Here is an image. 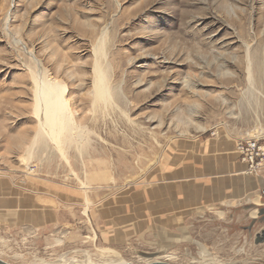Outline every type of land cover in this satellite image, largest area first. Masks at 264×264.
Instances as JSON below:
<instances>
[{"label": "rangeland", "instance_id": "1", "mask_svg": "<svg viewBox=\"0 0 264 264\" xmlns=\"http://www.w3.org/2000/svg\"><path fill=\"white\" fill-rule=\"evenodd\" d=\"M48 81L67 108L47 131L35 88ZM252 137H264V0H0V174L74 193L77 219L145 183L171 151ZM189 224L105 247L91 223L11 263L138 264L162 252L168 264H264L242 222Z\"/></svg>", "mask_w": 264, "mask_h": 264}, {"label": "crops", "instance_id": "2", "mask_svg": "<svg viewBox=\"0 0 264 264\" xmlns=\"http://www.w3.org/2000/svg\"><path fill=\"white\" fill-rule=\"evenodd\" d=\"M234 149L232 142L207 138L171 151L145 183L107 197L98 212L89 211L90 217L81 219L74 193L27 174L1 173V260L11 263L17 256L44 253L49 238H62L61 233L75 242L91 233V223L105 247H119L149 231L187 229L193 220L215 213L244 226L254 217L247 209L264 205V168L247 175Z\"/></svg>", "mask_w": 264, "mask_h": 264}, {"label": "bare ground", "instance_id": "3", "mask_svg": "<svg viewBox=\"0 0 264 264\" xmlns=\"http://www.w3.org/2000/svg\"><path fill=\"white\" fill-rule=\"evenodd\" d=\"M43 84H45V83H43ZM43 84L38 82L37 83V87L35 88L37 90V94H36V96H37V100H36L37 101L36 102V104H37L36 105V112L39 114L38 119L40 118V121H39L40 122V127L46 129V128H49V125L54 120V117H56L58 113H60V116H61V114H63L65 112L64 110L67 107H66L65 101H62L61 88H59L60 86H58L56 84L53 85L52 83H50L48 81V84H46V86L47 85L48 86L47 87L44 86V87L49 88V90H44ZM36 96H35V98H36ZM60 116H59V118L62 119L63 118L62 117L63 115L61 117ZM68 117H70V115H68ZM66 120H68V119H66ZM61 121L62 120H60V122ZM60 122L58 121V124ZM66 122L67 121H65V123ZM53 123H54V121H53ZM71 123H72V121H70V124ZM58 127H59V125H58ZM60 127H61V125H60ZM46 130L48 131V129H46ZM252 214H255V211H253L251 213V215ZM160 258H164L167 261L168 258H171V256H166L165 255V256H162ZM157 261H159V259L158 260H153V262H157ZM121 262H117V261H114V260H107L103 264H126V263H128V262H126V263L125 262H122L121 263ZM159 262H161V260ZM63 263L65 264L66 263V260H64ZM143 263H150V262H147L146 260H143L142 262H140L138 264H143ZM85 264H93V263H91V261L88 259V260H86ZM209 264H213V263H209Z\"/></svg>", "mask_w": 264, "mask_h": 264}, {"label": "built area", "instance_id": "4", "mask_svg": "<svg viewBox=\"0 0 264 264\" xmlns=\"http://www.w3.org/2000/svg\"><path fill=\"white\" fill-rule=\"evenodd\" d=\"M235 152L239 160L247 166L245 171L247 175L255 176L264 168V137L237 139ZM260 197L264 199V187Z\"/></svg>", "mask_w": 264, "mask_h": 264}, {"label": "water", "instance_id": "5", "mask_svg": "<svg viewBox=\"0 0 264 264\" xmlns=\"http://www.w3.org/2000/svg\"><path fill=\"white\" fill-rule=\"evenodd\" d=\"M264 206V205H263ZM248 211L249 210H252V211H255V216L250 219L251 221V225H253L256 221H257V217H260L264 214V208H253V207H250L247 209ZM264 223V221H263ZM264 243V229H262L261 231H259L258 233H256L254 235V240H253V244L254 245H259V244H263ZM138 256H140V258H142L143 260H146L147 262H150V263H143V264H168V263H164V262H153V260L157 259V258H160L161 256H164V254L162 252H154V253H139ZM0 264H9L5 261H2L0 259ZM126 264H131V263H126Z\"/></svg>", "mask_w": 264, "mask_h": 264}, {"label": "flooded vegetation", "instance_id": "6", "mask_svg": "<svg viewBox=\"0 0 264 264\" xmlns=\"http://www.w3.org/2000/svg\"><path fill=\"white\" fill-rule=\"evenodd\" d=\"M262 209L264 206L261 207ZM257 221L251 225V221H248L246 225L242 226V231L246 234L247 239L252 241L254 240V235L264 229V214L256 218Z\"/></svg>", "mask_w": 264, "mask_h": 264}]
</instances>
